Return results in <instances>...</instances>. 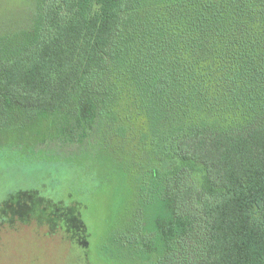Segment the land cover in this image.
<instances>
[{"label":"trees","instance_id":"1","mask_svg":"<svg viewBox=\"0 0 264 264\" xmlns=\"http://www.w3.org/2000/svg\"><path fill=\"white\" fill-rule=\"evenodd\" d=\"M19 1L0 144L78 187L56 210L19 192L4 223L43 218L91 264L84 205L106 194L103 264H264V0Z\"/></svg>","mask_w":264,"mask_h":264},{"label":"rangeland","instance_id":"2","mask_svg":"<svg viewBox=\"0 0 264 264\" xmlns=\"http://www.w3.org/2000/svg\"><path fill=\"white\" fill-rule=\"evenodd\" d=\"M0 6L15 16L23 14L29 7L19 0H0ZM29 156L27 151L5 148L0 144V207L19 192H35L37 199L50 202L49 209L56 210L53 204L56 205L63 195L70 198L67 188L78 187L77 177L65 163L42 161L35 164L21 160ZM105 195L99 199L91 198L84 205L91 264H103L98 260L97 249L108 214ZM31 197L35 199L33 195ZM11 219V222L4 223L0 218V264H86L69 238L53 230L43 218Z\"/></svg>","mask_w":264,"mask_h":264}]
</instances>
